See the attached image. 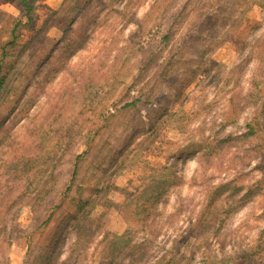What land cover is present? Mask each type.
Wrapping results in <instances>:
<instances>
[{"label": "rangeland", "instance_id": "1", "mask_svg": "<svg viewBox=\"0 0 264 264\" xmlns=\"http://www.w3.org/2000/svg\"><path fill=\"white\" fill-rule=\"evenodd\" d=\"M28 3L0 0V42L21 21L0 74V264L45 245L54 264H264V134L245 135L264 122V0Z\"/></svg>", "mask_w": 264, "mask_h": 264}, {"label": "trees", "instance_id": "2", "mask_svg": "<svg viewBox=\"0 0 264 264\" xmlns=\"http://www.w3.org/2000/svg\"><path fill=\"white\" fill-rule=\"evenodd\" d=\"M23 5L27 8L28 10V15L31 16V13H32V5L30 3H28V0H23ZM79 9H81V7H78ZM78 9V10H79ZM20 20H16L15 24H14V27L13 29H11V32H12V36H13V40L11 41H1L0 42V74L2 73L3 70H6L7 68H9L11 66V63H6L5 59L6 58H9V57H12L13 55V52L14 50L17 48V44H18V39H19V35H18V28L20 26ZM6 78V76H2L0 78V90L1 88L3 87V80ZM255 122V123H254ZM252 123H250L247 128L250 130V132H246L245 135L248 136L249 134H253V133H256V132H260L261 135L264 134V122H261L260 119H255ZM237 138L234 137L233 140H236ZM222 159V156L221 157H217V162L214 163V158H211L209 157L208 159L205 160V165L207 166H210L212 164H215L214 165V169L216 170V172H222L224 171V167H223V163H220ZM220 163V164H217V163ZM160 187H158V191L156 193V196H153L155 195V190L153 192V194L151 195V197L149 199L146 200V204H147V207L146 206H140L139 208L143 209V211H146V215L145 217L142 219V220H147L149 218H152L154 217L155 213H154V210L155 208L157 207L156 204H157V200H159L162 196H163V193L162 191L166 190L167 187H162L161 190H159ZM161 191V192H159ZM223 194V193H221ZM219 198H216L214 201L211 202V204H213L216 200H218ZM74 202H76V200H74ZM84 203L83 200H80L78 203H77V207L78 206H81L82 204ZM76 204V203H75ZM63 205V201L61 202V206ZM82 207V206H81ZM56 207L52 209V213L51 215L49 216L48 218V221L47 223L52 219L54 213L56 212ZM136 217V222H138V218L136 215H133ZM84 220L86 219L85 217L83 218ZM83 220V222H84ZM75 223L72 222V218L70 219H62V220H59L58 221V224H57V227H56V233H55V237H57V240L55 242H53V244H58L60 242V237H61V232H63V234H66L65 232H68L69 229H71L72 227H76L78 226L77 228V233L81 234L83 228H84V223L81 224L80 222H82V219L75 216ZM154 219L152 220V223H153ZM80 224V225H79ZM128 224L130 225V221L128 222ZM217 227L215 229L214 232H217L220 230V228L224 229V223L220 222L218 224H216ZM198 226H201L202 228L204 229H207V226L205 225V223L203 221L199 222L198 223ZM149 229L152 228V224H149L148 225ZM88 231V234H94V230L89 227L87 229ZM151 232H154L153 230L150 229ZM83 234V233H82ZM110 233L108 231L105 232V236L107 237ZM128 232H125L123 235H115L114 237L121 241V240H125V239H128L127 238V235ZM221 235V234H220ZM222 236V235H221ZM63 240H65V235L63 237ZM106 240V238H105ZM130 241V239H128ZM121 243V242H120ZM112 244V248H115V242H111ZM45 253H43V257L40 256L39 259L42 261L41 264H54L53 262V259H54V253H53V250L54 248L51 246V245H45ZM61 247V246H60ZM59 247V248H60ZM58 248V249H59ZM147 248V247H146ZM111 250V254H113L115 252V249H110ZM74 253V252H73ZM73 260V255H68L67 259L65 260V262H62L61 264H68L70 263V261ZM238 264H243V263H238Z\"/></svg>", "mask_w": 264, "mask_h": 264}]
</instances>
